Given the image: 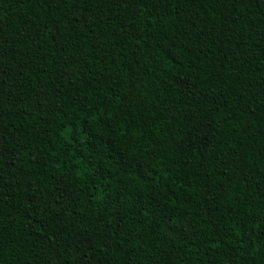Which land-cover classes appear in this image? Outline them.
Here are the masks:
<instances>
[{
	"label": "trees",
	"instance_id": "obj_1",
	"mask_svg": "<svg viewBox=\"0 0 264 264\" xmlns=\"http://www.w3.org/2000/svg\"><path fill=\"white\" fill-rule=\"evenodd\" d=\"M0 264H264V0H0Z\"/></svg>",
	"mask_w": 264,
	"mask_h": 264
}]
</instances>
